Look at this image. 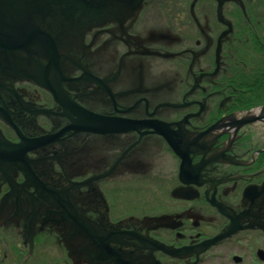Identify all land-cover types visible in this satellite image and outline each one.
<instances>
[{
    "label": "flooded vegetation",
    "instance_id": "obj_1",
    "mask_svg": "<svg viewBox=\"0 0 264 264\" xmlns=\"http://www.w3.org/2000/svg\"><path fill=\"white\" fill-rule=\"evenodd\" d=\"M255 7L143 0L118 20H65L52 35L57 66L48 40L23 49L3 28L0 245L4 230L16 250L2 258L29 264L42 249L46 261L51 247L54 264H264V102L239 108L244 83L231 80L264 63ZM50 89L91 122L135 129L75 132L77 116ZM146 183L145 204L161 195L163 209L121 216L115 198Z\"/></svg>",
    "mask_w": 264,
    "mask_h": 264
},
{
    "label": "water",
    "instance_id": "obj_2",
    "mask_svg": "<svg viewBox=\"0 0 264 264\" xmlns=\"http://www.w3.org/2000/svg\"><path fill=\"white\" fill-rule=\"evenodd\" d=\"M143 0H0V45L2 44L3 35L1 30L7 29L12 33V37H20L16 39V43L22 40L23 49L28 43H33L36 39L42 38L48 40L50 46V59L52 62L50 65H56V59L59 58L57 54V47L52 39V35L57 34L62 21H68L73 24L79 22L87 23L89 21H97L105 19L118 20L122 17L125 9H131V12H135L137 8L141 6ZM138 6H132L138 3ZM138 10V9H137ZM24 22L30 23V28L27 30L23 25ZM20 46L17 45L16 48ZM57 57V58H56ZM55 62V63H54ZM54 98L58 103L64 105L65 108H70L73 111V115L77 116L78 124L72 127L75 132H92L98 135L130 132L135 129L133 125L128 123H115L109 120H103L95 118L90 121L88 114L78 110L73 105L67 103V98L53 89H50ZM76 109V110H75ZM264 111V107H263ZM156 132L164 134L166 128L163 126H153ZM45 144L44 141L38 142L32 146L25 144L21 152H25L32 149L33 146H41ZM175 153L183 159L187 153H181L179 147L173 142L170 143ZM32 147V148H31ZM20 150L18 147L15 151ZM94 237V236H93ZM104 252L101 253L100 257H97V261L105 263L110 261L111 256H103ZM130 264V262H128ZM121 264V263H119Z\"/></svg>",
    "mask_w": 264,
    "mask_h": 264
},
{
    "label": "rangeland",
    "instance_id": "obj_3",
    "mask_svg": "<svg viewBox=\"0 0 264 264\" xmlns=\"http://www.w3.org/2000/svg\"><path fill=\"white\" fill-rule=\"evenodd\" d=\"M262 3H259L258 0H255L256 7L250 10L251 13L253 11L257 10L261 13V15H264V14H262V12H264V10L261 9L262 7H264V3L263 4ZM227 9H229V8H227ZM208 16H209L208 17L209 22H213L214 17L211 16L210 11L208 13ZM169 97L172 98V95H170ZM129 186H131L130 187L131 193L126 192L125 194L124 193L121 194L120 198H115V203H116V206L118 207V210L121 213V216L126 217V216H130V215H134V214H139L144 209H148L149 211H157L159 209H163V207H161L160 205L157 204V202L159 200H162V198H163L159 194H158L159 197H156L153 202H151L150 204H145L146 194L144 192H141L142 187H143L145 192L151 193V190H152V187L148 186L147 183H146V185L133 184V185H129ZM162 186H163L162 192L166 193L167 192V185H162ZM164 206L167 207L168 206L167 203H164ZM1 232H2L4 237H2L3 243H1V245H0V264H15V263H13V261H15V258H16L15 252L12 255L13 261L11 259H3L2 258V252L3 251L7 250L8 251L7 253L10 257L9 249L16 250V246H14V245L11 246L13 244V242L11 240V233L9 234V232L4 231V230L3 231L1 230ZM4 240H5V242H4ZM52 242L54 244H56L55 243L56 241H52ZM50 246L54 247L53 244H50ZM46 251H47L46 256H45L46 261L45 260L43 261V256L41 255L42 249L41 250L38 249V250H35L34 257L31 259L29 264H54L53 260H56V257L58 255V251H56L55 249H52L51 247H50V249H48Z\"/></svg>",
    "mask_w": 264,
    "mask_h": 264
},
{
    "label": "trees",
    "instance_id": "obj_4",
    "mask_svg": "<svg viewBox=\"0 0 264 264\" xmlns=\"http://www.w3.org/2000/svg\"><path fill=\"white\" fill-rule=\"evenodd\" d=\"M232 81H240L244 84L237 88L238 91L243 92L238 96L240 100L247 101V104L239 106L241 109H249L254 106L263 104L264 102V63H256L245 70L239 76H232Z\"/></svg>",
    "mask_w": 264,
    "mask_h": 264
}]
</instances>
